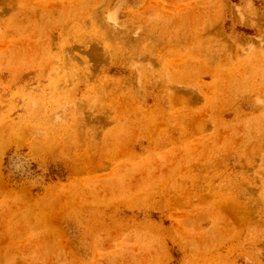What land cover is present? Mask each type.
Returning <instances> with one entry per match:
<instances>
[{
	"label": "rangeland",
	"instance_id": "1",
	"mask_svg": "<svg viewBox=\"0 0 264 264\" xmlns=\"http://www.w3.org/2000/svg\"><path fill=\"white\" fill-rule=\"evenodd\" d=\"M0 264H264V0H0Z\"/></svg>",
	"mask_w": 264,
	"mask_h": 264
}]
</instances>
